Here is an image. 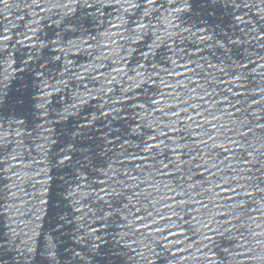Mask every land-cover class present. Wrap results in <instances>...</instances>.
<instances>
[{
	"label": "water",
	"instance_id": "95a60500",
	"mask_svg": "<svg viewBox=\"0 0 264 264\" xmlns=\"http://www.w3.org/2000/svg\"><path fill=\"white\" fill-rule=\"evenodd\" d=\"M263 231L264 0H0V264H251Z\"/></svg>",
	"mask_w": 264,
	"mask_h": 264
},
{
	"label": "snow or ice",
	"instance_id": "6c2138e0",
	"mask_svg": "<svg viewBox=\"0 0 264 264\" xmlns=\"http://www.w3.org/2000/svg\"><path fill=\"white\" fill-rule=\"evenodd\" d=\"M148 147H152V145H148ZM167 147V145H166ZM163 174H172L171 171H169V173H163Z\"/></svg>",
	"mask_w": 264,
	"mask_h": 264
}]
</instances>
